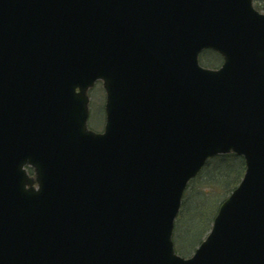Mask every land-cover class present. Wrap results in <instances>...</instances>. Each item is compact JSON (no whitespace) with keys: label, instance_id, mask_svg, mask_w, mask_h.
I'll return each mask as SVG.
<instances>
[{"label":"water","instance_id":"1","mask_svg":"<svg viewBox=\"0 0 264 264\" xmlns=\"http://www.w3.org/2000/svg\"><path fill=\"white\" fill-rule=\"evenodd\" d=\"M207 48L218 70L198 65ZM97 80L102 134L86 125ZM230 151L243 180L181 258L183 190ZM0 264H264V15L252 0H0Z\"/></svg>","mask_w":264,"mask_h":264},{"label":"rangeland","instance_id":"2","mask_svg":"<svg viewBox=\"0 0 264 264\" xmlns=\"http://www.w3.org/2000/svg\"><path fill=\"white\" fill-rule=\"evenodd\" d=\"M254 5L257 9L264 12V9H262V2L254 0ZM214 55L215 54L211 52H205L201 56L202 63H210L204 65L205 67L216 68L220 65L219 59ZM202 63L200 62V64ZM89 96L90 105L88 126L89 128L100 132L103 129L105 120V93L102 86L98 83L90 91ZM216 162L213 161L211 165H206V167L203 168L200 173L202 179L200 180L198 177H196L194 180L190 181L185 191L174 233V239L176 241L175 250L183 257L191 256L195 248L200 244L202 240H204L206 236H202L203 232L208 230V228L210 230L212 220L217 212L219 204L221 203V201H223L224 198L228 197L232 188H235L237 186L240 178L239 175L242 174L244 170V165H242L240 158H237L236 160H225L222 163H218V161ZM216 164L217 167L225 166L229 167L230 169L229 177L224 176L225 182L226 180L229 181L224 186L226 190H224L225 192L222 191L223 195L218 194L221 190L216 189L217 186L210 187L209 185L212 184L208 182H206L205 184V182L203 181V178L205 177L207 172L214 171ZM214 172L211 173V176H213Z\"/></svg>","mask_w":264,"mask_h":264},{"label":"trees","instance_id":"3","mask_svg":"<svg viewBox=\"0 0 264 264\" xmlns=\"http://www.w3.org/2000/svg\"><path fill=\"white\" fill-rule=\"evenodd\" d=\"M258 1L262 2V4H263L262 9H264V0H258ZM236 159L237 158L235 156H233V155H225V156L216 157L209 163L211 165V163L213 161H215V162L218 161V163H222L225 160H236ZM229 170H230L229 167H225V166H218L217 167V164H216V166L214 168L215 172L213 171L214 172L213 176H211L212 175L211 173H213V172H207L205 177L203 178V181L205 182V184H206V182L212 184V185H209L210 187L217 186L216 189L226 190L224 188V186L229 180H226V182H225L224 176H228L229 177V175H230ZM233 174H235V173H233ZM198 178L201 180L202 176H199ZM227 190H228V187H227Z\"/></svg>","mask_w":264,"mask_h":264},{"label":"bare ground","instance_id":"4","mask_svg":"<svg viewBox=\"0 0 264 264\" xmlns=\"http://www.w3.org/2000/svg\"><path fill=\"white\" fill-rule=\"evenodd\" d=\"M219 190H221L218 194H222L223 195V193H222V191H224L223 189H219ZM225 192V191H224Z\"/></svg>","mask_w":264,"mask_h":264}]
</instances>
